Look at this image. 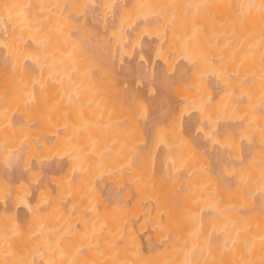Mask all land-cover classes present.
<instances>
[{"label": "bare ground", "instance_id": "bare-ground-1", "mask_svg": "<svg viewBox=\"0 0 264 264\" xmlns=\"http://www.w3.org/2000/svg\"><path fill=\"white\" fill-rule=\"evenodd\" d=\"M0 264H264V0H0Z\"/></svg>", "mask_w": 264, "mask_h": 264}, {"label": "rangeland", "instance_id": "rangeland-1", "mask_svg": "<svg viewBox=\"0 0 264 264\" xmlns=\"http://www.w3.org/2000/svg\"><path fill=\"white\" fill-rule=\"evenodd\" d=\"M149 111V110H148ZM119 113H121V112H119ZM118 113V115H120V116H124V114L123 113H121V114H119ZM150 113V111L149 112H146L145 110H143L142 108H139V109H137V110H135V111H133V115L136 117V118H145V116L146 115H148ZM113 114H115V113H113ZM118 115H117V117H118ZM114 117H116L115 115H114Z\"/></svg>", "mask_w": 264, "mask_h": 264}]
</instances>
